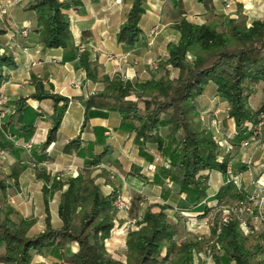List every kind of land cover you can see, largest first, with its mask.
Wrapping results in <instances>:
<instances>
[{"label": "trees", "instance_id": "1", "mask_svg": "<svg viewBox=\"0 0 264 264\" xmlns=\"http://www.w3.org/2000/svg\"><path fill=\"white\" fill-rule=\"evenodd\" d=\"M144 1L132 0L125 23L117 34V43L133 48L142 40L139 23ZM195 1L203 6L205 13L216 17L213 0ZM71 6H77L76 0H33L29 4L27 10L34 14L38 43L44 49H64L71 42L66 14ZM218 19L223 20L198 24L181 13L172 25L178 39L166 47L161 65L163 75L159 79L143 82L127 79L123 84L118 76L103 77L104 89L85 102L84 123L91 109L116 112L122 130L143 146L155 148L166 165L159 169L160 175L169 178L179 193L193 188L197 204L205 198L209 174L223 175L227 167V159L220 158L211 134L198 120L206 111L199 106V99L212 87L215 106L212 109L218 108L220 102L226 103V119L232 121L237 140L246 135L248 124H256L264 110V21H253L245 26L222 16ZM79 62L86 78L97 82L98 71L91 66L87 52L80 54ZM14 68L11 58L0 56V85L7 79L4 70ZM257 90L260 101L256 108H251L248 102ZM29 99L53 103L56 117L42 145L45 153L55 142L68 102L43 92L40 84H36L35 94ZM25 102L26 99L19 100L14 112L4 122L0 120V132L21 136L13 127L17 119L24 137L30 135L31 126L25 125L21 116ZM99 134L95 145L100 146L101 151L91 156L88 167L100 164L112 152L103 145L102 130ZM12 146V143L0 142V149L11 150ZM166 147L171 148L170 151H165ZM80 152V136L62 148L66 156H77ZM136 178L146 183L145 178ZM44 181V230L30 237L28 233L34 220L10 218L1 210L6 184L0 171V264H34L35 257L44 251L63 255L65 247L71 243L77 245V251L70 257L64 256V264H194L195 254L205 247L203 242L194 239L176 244L178 225L168 220L162 211L154 212L149 206L142 220L126 236L124 261H112L106 256L104 243L116 219L112 206L114 193L103 194L94 179H86L84 172L69 177L64 184L50 183L48 177ZM49 193H59L56 216L60 226L57 228L50 221ZM215 199L217 203L244 200L230 185L221 186ZM203 210L204 213L197 216L205 217L210 211L207 207ZM218 222L215 220L214 226ZM219 227L216 242L211 246L214 264H224V259L232 264H264V232L262 244L260 240L243 236L235 221H226ZM211 235L215 236L213 228Z\"/></svg>", "mask_w": 264, "mask_h": 264}, {"label": "crops", "instance_id": "2", "mask_svg": "<svg viewBox=\"0 0 264 264\" xmlns=\"http://www.w3.org/2000/svg\"><path fill=\"white\" fill-rule=\"evenodd\" d=\"M32 2L33 0H22L15 6L10 5L4 22H0V48L6 50L5 55L2 56L11 58L15 64L14 69L4 70L7 79L0 85L7 100L6 113L1 122H4L14 112V105L19 100L26 99L21 116L24 118L25 125L31 126L32 129L30 135L24 137L21 126L16 124L17 119H14L13 127L21 136L16 137L9 133L0 132L1 143L13 144L11 150L0 149V152H6V155L0 156V171L6 184L1 206L2 212L12 211L13 214L8 215L10 218L34 220L35 223L29 230L28 236L40 234L44 230L45 220L42 191L45 185L44 178L48 177L49 180L48 175L53 169L76 167L83 170L81 167H83L82 163H84L85 158H78L80 156L76 155L66 156L62 153V148L67 142L80 136L81 148L90 147V156L98 154L101 147L96 146L95 142L98 139L97 136L101 135L99 134L100 130H102V136L109 137L107 140L111 142H107L109 146H106L112 150L100 164L105 163L104 159H108L117 170L119 169L121 173L119 176L124 177L125 180L124 184L119 181L114 182L110 190L104 188L103 193L105 195L114 193L113 197H115L119 191L123 193L124 197L135 199L139 203L146 199L158 200V202L165 204L168 209L170 207L184 210L188 214L193 213L194 215L204 213V207L211 209L213 203L216 202L214 197H216L220 187L224 185V175L217 172L209 174L208 188L205 198L200 204L195 201L193 188V195L190 193L187 195L188 190L179 193L175 187L171 186V190H166L161 198L162 193L159 192L161 189L156 184L147 178H145L146 183L136 178V176L147 177L149 175L146 173L147 166H144L145 163H136V165L143 166L139 172L136 169V172L133 173L131 169H134L132 166L135 165L136 158L132 155L129 157L127 150H124L129 145L128 152L130 154L133 152L134 146H137L136 154L141 153L140 155L144 156L145 154L151 155V151L148 150H152V146H143L140 142L135 141L131 134L122 130L116 112L91 109L88 114V121L84 123L85 102L90 96L104 89V83L101 81L103 77L110 78L113 64L105 62L104 54L130 52L131 57L127 60L124 69L133 82L159 79L163 75V72H159L162 71L161 65L166 56V47L178 39V33L172 29L173 24L171 22L176 23L182 13L188 20L204 24L210 14L205 13L203 6L195 0H145L143 4L144 13L139 23L143 38L136 46L128 48L117 43V34L120 27L125 23L132 0H121L119 4L115 0H76L77 6H71L66 12L70 23L72 47L49 50L44 49L38 43V33L33 27L34 14L27 10ZM223 2L224 0H213L214 14H223ZM231 10L234 17L237 18V16L242 15L243 18L248 19V26L253 21L264 20V0H234ZM26 23L29 24V34L27 38L23 39L17 34L16 28H22ZM168 23L171 24V28H169L170 24ZM156 25L159 26V30L153 47L149 49L147 47L148 34L150 29ZM14 43L29 48L30 55L25 56L19 53L16 58H12L9 55V50L14 48ZM78 46L86 47L91 66L98 71L97 82L95 83L86 78L84 69L77 58ZM90 46L96 47L99 51L98 54L90 52ZM34 50H39L40 53L34 56ZM35 59H40L42 64L35 65ZM52 60L57 61V63L53 64ZM153 61H158L160 64V69L156 73L150 70V64ZM134 62L135 64H133ZM73 83L77 84L76 88L72 86ZM36 84L42 86L43 92H49L68 102L56 133L55 142L47 148L45 153L42 152V145L53 125L56 114L52 101L36 102L29 99L35 94ZM211 103H213V96L211 101H208L201 108L207 110ZM61 105L62 103L58 106ZM27 112H29L28 115L25 114ZM222 113L224 115L222 120L224 121H222L221 128L224 132L226 129L224 123L226 122L227 133L225 135H227L229 144H232V149L230 153L222 150L221 156L227 159V165H230L233 173H242V189L239 193L246 199L255 192L257 187L264 186V141L246 147L241 146L246 135L241 140L239 139L240 141L237 140L232 122L225 119V111ZM111 137L113 139H110ZM29 142H32V148L26 151L24 145ZM32 161L35 162L34 165H37L36 168L30 166ZM125 163L128 167L124 173L122 168L126 165ZM15 167H17L16 171L13 170ZM165 185L167 184L165 183ZM49 195L47 201L50 221L51 225L57 228L60 226L56 216L59 193H53L54 198L51 200L48 198ZM188 197L189 199H187ZM8 200H12L14 204H9ZM262 213L264 216V208ZM118 224L117 222L116 225L118 226ZM116 232L111 234L123 237L121 240L125 249V235H118L120 232ZM114 236L110 237L107 241L108 244L105 243V249L110 246V251H117L114 250L117 244L110 242V240L115 239ZM119 239L117 238V240ZM76 251L77 245L75 243L67 245L63 255L57 251H44L35 257L34 264H64L62 258L64 256L70 257Z\"/></svg>", "mask_w": 264, "mask_h": 264}, {"label": "built area", "instance_id": "3", "mask_svg": "<svg viewBox=\"0 0 264 264\" xmlns=\"http://www.w3.org/2000/svg\"><path fill=\"white\" fill-rule=\"evenodd\" d=\"M4 1V2H2ZM22 0H0V22H4V18L8 14V9L10 5H17ZM121 0H115L117 4L120 3ZM234 0H224L223 2V13L229 12L231 9V5L233 4ZM245 8V7H244ZM16 32L20 35L21 38H27L29 34V24L26 23L22 26V28H16ZM159 26H154L150 29L148 34V42L147 47L151 49L155 42V37L158 33ZM14 48L9 50V55L12 58H16L18 54H23L25 56H29V48L21 47L18 44H13ZM5 49L0 48V56L5 55ZM89 51L93 54H98V49L94 46L89 47ZM86 52L85 46H78L77 50V58L79 59L80 54ZM34 56H37L40 52L39 50H34ZM131 57V53L127 52L125 54H113L107 53L104 54L105 62L113 64L110 77L118 76L121 80V83H125L127 79H129L127 73L125 72L124 66L127 64V60ZM53 64H56L57 61L52 60ZM42 62L40 59H35V65H41ZM135 64V62L133 63ZM159 63L158 61H153L150 64V70L153 73L159 71ZM6 85V84H4ZM73 87H77L76 83L72 84ZM7 104L6 97L4 96L1 88H0V120H2L5 116V106ZM220 113L219 108H214L212 112V117L216 118L217 115ZM211 120L212 127L215 129V134L212 136V140L214 144L219 148H225L226 153L229 151V147L226 144L228 141L219 130L215 127L216 120ZM263 126H264V113L260 114L258 117V121L256 124H248L246 133V139L241 142V146L246 147L250 144H258L263 139ZM110 139H113L111 137ZM32 148V142H29L24 145V149L26 151ZM6 155L5 151L0 152V156ZM221 156L220 158H223ZM1 166V165H0ZM30 166L35 167L33 163ZM76 171L69 170V167L66 171L60 174L58 180L60 183L64 184L69 177H77L78 175L83 174V170L78 168H74ZM1 170V169H0ZM224 185H230L235 192H240L242 189V173H233L232 168L230 165H227L226 172L223 174ZM113 176L111 175V179ZM164 182L167 185H170L171 182L169 178L165 179ZM9 204H14L12 200H9ZM112 206L116 212V218L120 220V232L124 233L125 235L133 230L137 224V219L133 218L130 213V207L123 196L119 193H116L114 200L112 202ZM264 208V186L257 187L255 192L249 196L248 198L236 201L230 204L224 203H217L214 202L208 218L209 221H213L218 218L217 226H213V230L215 231V236L212 237V242L209 244H205L202 252L199 254H195L194 256V264H214L213 260V253H212V244L216 242L217 235L220 231V224L226 221H235L239 231L245 237H252L254 239L261 241V234L264 232V216L262 210ZM197 217V216H194ZM181 240H176V244L181 243Z\"/></svg>", "mask_w": 264, "mask_h": 264}, {"label": "rangeland", "instance_id": "4", "mask_svg": "<svg viewBox=\"0 0 264 264\" xmlns=\"http://www.w3.org/2000/svg\"><path fill=\"white\" fill-rule=\"evenodd\" d=\"M231 10V9H230ZM232 14V10L229 11V12H226V14H220V15H216V17L212 16L211 14L208 15V18H207V22H218L220 23L223 19H218V17L222 16L223 18H227V19H232V20H235L236 22L240 23V24H243L245 26H248V19L246 18H243L242 15L240 16H237L234 17ZM264 21V20H262ZM170 24V23H168ZM171 24H174L173 22H171ZM171 24L169 25V28H171ZM67 47H72L71 46V42H69L67 44ZM188 59L190 60L191 57L188 56ZM126 72V71H125ZM163 72V69L162 71H160L159 73ZM173 75L175 73H172ZM128 75V74H127ZM129 76V75H128ZM129 79H131L130 77H128ZM207 94V95H206ZM212 87H209L205 94L199 99V106L200 107H204V105L206 103H208V101L210 102L211 99H212ZM259 101H260V92L257 90L256 93L249 99V106L251 108H256L259 104ZM214 102V101H213ZM214 106L213 103H211L209 105V107L207 108V110L203 113H201L200 117H199V122L201 123V127L206 129L210 134H211V137L215 134V129L212 127V124H211V120L214 118L212 117V112L214 111V109H212ZM220 110V113L217 115L216 118H214L216 120V124H215V127L219 130V132L225 137L227 138V135H225V133H227V123L225 122L224 123V127L226 126V129L225 131L223 132L222 131V128H221V124H222V118L224 117L222 111H225L226 113V110H227V105L226 103H222L220 102L217 106ZM7 107H5L6 109ZM225 109V110H224ZM28 111V110H27ZM206 113V114H204ZM263 113H264V110H263ZM26 115L29 114V112L25 113ZM226 119V118H225ZM227 120V119H226ZM231 121V120H230ZM232 122V121H231ZM226 124V125H225ZM233 124V123H232ZM233 129H234V125H233ZM58 140L60 138H57ZM102 139H103V145H107L109 146V144L107 142H111V141H108L107 139H109L108 136H102ZM264 141V138L259 142H263ZM233 142V141H231ZM226 144L228 145L229 147V151L227 153H230L231 149H232V144H229V142L227 141ZM167 146V145H166ZM127 148V149H126ZM126 148L124 150H127V154L129 155H132V157H135L136 158V162H135V165L132 166L134 169L131 171L136 172V169L138 170H141V166L143 165H136V163H139V162H144L145 165L144 166H147L146 170H147V174H149L147 177H143V178H147L150 182L156 184L161 190L159 192H161V198L163 196V193L166 191V190H171V186L172 185H165L164 183V180L166 178H163L160 173H159V169L160 168H163L165 167V163L159 159L158 157V153L157 151L155 150L154 147H152V150H148V151H151V155H147L145 154L144 156L143 155H137L136 154V151L138 149L137 146H134L133 148V152H131L129 154L128 152V149H129V145L126 146ZM151 148V147H150ZM220 151V156L222 154V150L225 151V148H219L217 147ZM91 148L88 147V146H85L83 149H82V152H80L77 156H80L78 158H82L84 157L85 161L83 164V167H81V169H83V172H84V176L87 178H90V179H94V181L96 182V184L98 185V187L101 189V191L103 192V189H107V190H110V188L112 189V184H114V182H122V184H124V177H120L119 175H121L119 169L117 170L116 167H114L112 165V163L109 162L108 159H104V162L105 163H102V164H98V165H95V166H92V167H88L87 164L91 158L90 156V153H91ZM165 149V148H164ZM171 149V148H170ZM170 149H168V147H166L165 151H170ZM31 150V149H30ZM132 150V149H131ZM226 152V151H225ZM225 154V153H224ZM106 157V156H105ZM104 157V158H105ZM36 159V158H35ZM32 163H35L32 161ZM126 164V163H125ZM35 166H37L35 164ZM127 164L123 166L122 168V171L125 173L126 169H127ZM16 168H13L14 171H16ZM36 168V167H35ZM74 168L76 167H69V170H72V171H76ZM68 168L66 169H53V171H51L49 173V182L52 183L53 181L56 183H60L58 178L60 176V174H62L64 171H66ZM111 175L113 176V178L111 179ZM145 181H147L145 179ZM62 184V183H61ZM105 192V191H104ZM118 193L124 197L123 193L119 192ZM187 195L188 193L192 194L193 195V191H192V188L188 189V191L186 192ZM49 199H53V193H49ZM104 194V193H103ZM153 195V194H152ZM171 195V194H170ZM153 197H155L153 195ZM125 200L127 201L129 207H130V213H131V216L135 219H137L138 222H140L142 220V217H143V214L144 212L147 210V208L149 206L153 207V211L156 212V211H162L166 218L170 221H172L173 223H176L178 225V228H179V234L176 238V240H185V239H188V240H191V239H194V240H199L201 242H203L204 244H209L212 242V235H211V231H212V228L215 224V220H217L218 218H216L215 220L213 221H209V218H208V215L209 213L205 216V217H202V216H197V215H194L193 213H189L184 211V210H177L175 208H170L169 209L167 208V206H165V204H163L162 202H158V200H154V201H150L148 199L146 200H142V202H137V200L135 199H130L129 197L125 196L124 197ZM144 199V198H143ZM189 199V197L187 198ZM214 200H215V197H214ZM9 203V200L7 201ZM224 204H230L231 202H223ZM170 204V203H169ZM171 205V204H170ZM210 212V211H209ZM4 213V212H3ZM12 213V211H5V215L8 216ZM13 214V213H12ZM116 216V215H115ZM194 216H197V217H194ZM119 223L118 226L116 225V223ZM137 222V223H138ZM121 221L119 220L118 221V218L115 219L114 221V227L111 231V233H118L120 232V226H121ZM75 225V223H74ZM130 232V231H129ZM128 232V233H129ZM110 233L108 239L105 240V243L108 244L109 242V239L111 236H114ZM127 233V234H128ZM127 234L125 235L124 233L120 232L118 233V235H125V237L127 236ZM113 238H115L114 240H110L111 244H117L114 248V250H117V251H110V246L107 247L106 249V256L108 259L112 260V261H121L123 262L124 261V258H125V249H124V245L122 243V240L121 236H114ZM117 238H120L119 240H117ZM126 239V238H125ZM116 240V241H115ZM120 241V242H118ZM114 242V243H112ZM115 242H118V243H115ZM104 243V245H105ZM122 246V247H121ZM113 252V253H112ZM224 264H232V263H228L226 262V259H224L223 261Z\"/></svg>", "mask_w": 264, "mask_h": 264}]
</instances>
